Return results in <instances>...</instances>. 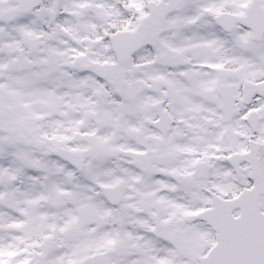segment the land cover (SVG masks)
<instances>
[{
	"label": "snow or ice",
	"instance_id": "6c2138e0",
	"mask_svg": "<svg viewBox=\"0 0 264 264\" xmlns=\"http://www.w3.org/2000/svg\"><path fill=\"white\" fill-rule=\"evenodd\" d=\"M0 264H264V0H0Z\"/></svg>",
	"mask_w": 264,
	"mask_h": 264
}]
</instances>
